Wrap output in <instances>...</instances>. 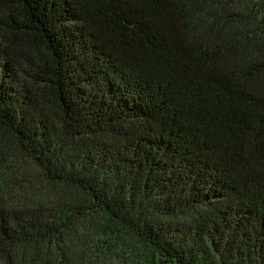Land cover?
Listing matches in <instances>:
<instances>
[{"label": "trees", "instance_id": "1", "mask_svg": "<svg viewBox=\"0 0 264 264\" xmlns=\"http://www.w3.org/2000/svg\"><path fill=\"white\" fill-rule=\"evenodd\" d=\"M0 132V264H264V0H0Z\"/></svg>", "mask_w": 264, "mask_h": 264}, {"label": "rangeland", "instance_id": "2", "mask_svg": "<svg viewBox=\"0 0 264 264\" xmlns=\"http://www.w3.org/2000/svg\"><path fill=\"white\" fill-rule=\"evenodd\" d=\"M17 49L24 51L20 46ZM37 49L34 47L33 52ZM38 51H41V46ZM13 151L10 138L0 132V201L15 207L36 205L45 199L46 191L51 185L38 176L36 170L30 168L26 155L21 154L18 162L13 164L9 157ZM94 242H91L93 247L87 243L83 246L96 264H148L144 256L147 251L145 246L135 243L122 248L118 241L112 244L105 237L95 239Z\"/></svg>", "mask_w": 264, "mask_h": 264}]
</instances>
